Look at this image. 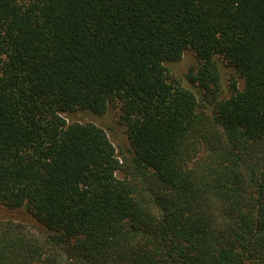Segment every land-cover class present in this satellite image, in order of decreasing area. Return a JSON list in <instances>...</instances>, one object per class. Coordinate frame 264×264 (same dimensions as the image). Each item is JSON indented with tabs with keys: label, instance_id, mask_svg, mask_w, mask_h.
I'll return each instance as SVG.
<instances>
[{
	"label": "trees",
	"instance_id": "obj_1",
	"mask_svg": "<svg viewBox=\"0 0 264 264\" xmlns=\"http://www.w3.org/2000/svg\"><path fill=\"white\" fill-rule=\"evenodd\" d=\"M0 206V264H264V0H0Z\"/></svg>",
	"mask_w": 264,
	"mask_h": 264
},
{
	"label": "rangeland",
	"instance_id": "obj_2",
	"mask_svg": "<svg viewBox=\"0 0 264 264\" xmlns=\"http://www.w3.org/2000/svg\"><path fill=\"white\" fill-rule=\"evenodd\" d=\"M219 64L221 74V97H228L230 95L232 84L235 80L236 88L242 90L243 80L235 76L233 70L225 64V61L220 60ZM196 66L197 59L192 51H186L179 62L166 64V67L169 70V75L178 80L183 87L188 89L193 88L187 83L185 79L186 75L191 69L194 70ZM68 119L69 121L91 122L99 126L106 132L110 142L116 150V153L120 157L129 155V139L126 127L120 120V110L118 107H110L102 116H96L87 112H77L69 116ZM118 177H121V175L118 174ZM6 221L24 224L32 233L35 234L37 232V223L27 211H25V209L7 210L0 206V222Z\"/></svg>",
	"mask_w": 264,
	"mask_h": 264
}]
</instances>
